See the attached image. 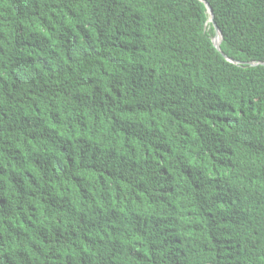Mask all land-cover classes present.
<instances>
[{
  "label": "trees",
  "instance_id": "trees-1",
  "mask_svg": "<svg viewBox=\"0 0 264 264\" xmlns=\"http://www.w3.org/2000/svg\"><path fill=\"white\" fill-rule=\"evenodd\" d=\"M206 1L237 63L201 0H0V264H264V0Z\"/></svg>",
  "mask_w": 264,
  "mask_h": 264
},
{
  "label": "water",
  "instance_id": "water-1",
  "mask_svg": "<svg viewBox=\"0 0 264 264\" xmlns=\"http://www.w3.org/2000/svg\"><path fill=\"white\" fill-rule=\"evenodd\" d=\"M201 1L205 3V5H206V7H207V9H208V12H209V15H210V17H209V21L213 24V27H214V30H215V34H214V36H213V38H212V42H213L214 46L216 47V49L219 50V51L222 53V51H221V49H220V45H221V42H222V40H223V34H222V32L220 31V28L218 27V25L216 24V22H215V20H214V13H213V10H212L210 4H209L206 0H201ZM218 35L220 36V37H219V40H216L215 38H216ZM222 55L224 56V58H225L226 60H228V61H230V62L237 63V61H235V60H233L232 58L228 57L226 54L222 53ZM252 64L255 65L256 63H252ZM263 64H264V63H263Z\"/></svg>",
  "mask_w": 264,
  "mask_h": 264
},
{
  "label": "bare ground",
  "instance_id": "bare-ground-1",
  "mask_svg": "<svg viewBox=\"0 0 264 264\" xmlns=\"http://www.w3.org/2000/svg\"><path fill=\"white\" fill-rule=\"evenodd\" d=\"M218 37H220L219 35H218ZM216 39V38H215ZM217 40V39H216ZM218 40H219V38H218Z\"/></svg>",
  "mask_w": 264,
  "mask_h": 264
}]
</instances>
